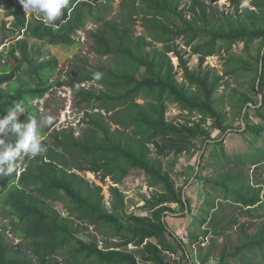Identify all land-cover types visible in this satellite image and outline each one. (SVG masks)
Returning <instances> with one entry per match:
<instances>
[{"label": "trees", "instance_id": "obj_1", "mask_svg": "<svg viewBox=\"0 0 264 264\" xmlns=\"http://www.w3.org/2000/svg\"><path fill=\"white\" fill-rule=\"evenodd\" d=\"M123 1L125 0H122L121 6L125 4ZM150 1L154 16H166V11L169 10L168 0ZM194 1L205 13L204 2ZM253 1L254 5L264 6V0ZM97 4H101L99 0H71L62 17L63 22L57 21L58 27L55 28L46 27L40 18L27 21L23 12L14 14L11 28L7 29L2 25L0 34L9 33L4 39L16 38L23 34L49 44H69L72 36L85 27L88 19L95 21L97 28L90 34L100 54L118 53L135 63L138 69L143 68L141 75L112 74L114 85L120 90L106 97L105 103H102L108 112L119 108L113 114V123L123 128H133L135 134L140 137L122 138L118 129L112 130L104 119L90 120L95 131L84 132L79 137H75L71 129L54 130L46 136L48 127L41 128L40 134L47 148L46 153L35 159L21 160L23 166L18 176L16 171L12 176L0 178V215L6 220L0 225V264H47L48 258L65 249L71 257L69 262L76 264H138L133 254L120 249L131 243L142 247L145 252L144 260L166 264L163 253L175 251L174 247L167 243L169 237H175L176 241L182 244L165 219V211L172 212V209L162 204L175 202L188 210L189 200L183 188L179 192L173 189L169 177L162 172L161 163L151 157L147 144H153L159 155L180 153L189 148L190 142L186 138H199L203 134L198 130L200 127L166 119L164 101L169 98L189 110H198L209 115L220 127L221 118L210 101L211 88L188 68L181 54L176 51L185 77L199 86L205 93V98L200 101L197 97L189 95L171 73L172 64L167 56V52L171 51L169 46L164 47V52L157 60L140 57L130 47L127 29L125 31L116 22L93 14ZM191 9L197 13L195 6ZM148 27L158 31L157 35L161 39L169 35L161 24H155L150 19ZM204 36L208 38L195 43ZM257 38L264 40V28L248 29L246 26H239L210 31L188 26L185 31V42L187 45L192 44V51L199 55L200 64L205 57L216 54L219 41L229 48L236 41L249 44ZM17 43L23 41L17 40ZM17 48L14 44L10 45L0 67V116L6 114L17 102H22L26 107V114L21 115L19 119L23 121L33 117L38 120L39 112L33 101L43 98L52 87L49 79L54 75L56 63L48 59L19 58L15 54ZM163 57H166V61ZM23 63L27 64L25 72L21 70ZM163 64L167 65L165 71ZM72 87L77 89L75 84H72ZM252 88L254 92L261 94V99L246 97L242 106L254 104L255 113L264 121V53L261 51L258 54V68ZM78 93L83 94L85 101L91 96L81 90H78ZM139 98L143 103L138 102ZM109 101L110 106L107 104ZM97 132L101 133L100 137ZM243 132L250 134L248 143L251 146V150L244 153L228 154L224 151L223 140H202L198 161L210 159V167H216L221 174L219 180L213 181L211 192L206 193L203 201V207L207 209L204 211L205 216L199 221L200 225L207 222L205 233L210 232L209 225L221 229L226 227L217 226L220 218L208 216L211 211H221L223 205L237 208L243 215L255 219L264 217L263 213L258 212L264 209V194L261 196V191L264 190V176L262 174L260 178L255 177L256 183L253 185L249 175L245 173L246 164L255 170L264 165V144H255L261 127L247 124ZM14 139V136L10 137V140ZM183 139L184 145H181ZM204 157L206 158L203 159ZM77 171L94 172L100 175L101 181L110 177L116 184L144 178L150 186H162L168 195L151 204L150 209H154L151 215L130 216L129 222L123 223L116 214L104 210L101 186L90 184ZM205 182L209 183L207 180ZM220 193L223 194V199L216 202ZM57 194H63L67 198L70 216L80 223L112 228L113 237H118L121 242L101 249L95 242L76 238L68 224L69 219L63 218L49 204ZM110 195L113 209H119L123 204L119 188L111 186ZM181 195L184 198H181ZM232 222L233 220L228 224L231 225ZM246 225L240 226L245 242L237 246L232 253L222 250L217 264H233L234 259L238 264H264V219L254 236L247 233ZM8 229L14 237L25 243L24 248H21L22 243L14 244L10 241L7 236ZM25 249L30 256L24 253Z\"/></svg>", "mask_w": 264, "mask_h": 264}, {"label": "rangeland", "instance_id": "obj_2", "mask_svg": "<svg viewBox=\"0 0 264 264\" xmlns=\"http://www.w3.org/2000/svg\"><path fill=\"white\" fill-rule=\"evenodd\" d=\"M99 1L101 4L96 5L93 14L103 17L107 21L116 22L125 31L127 29V39L131 43L130 47L133 52L148 60H157L164 52V47L169 46L171 51L167 52V56L172 64L171 73L188 94L197 97L200 101L205 98V93L199 89V86L185 77L184 69L178 63L176 51L181 54L188 68L206 81L208 88H211L210 101L221 118L220 127L209 115L198 110H189L173 98L165 99V117L168 121L200 127L198 130L203 134L199 138H186L190 142L189 148L180 153L159 155L153 144L149 143L147 147L151 152V157L161 163L162 172L169 177L173 189L179 192L183 188L186 196L190 197L192 194V198L195 199L194 206H190L188 210L175 202L162 204L172 209V212L165 211V219L175 236L182 241L181 244L176 241L175 237H169L167 243L172 245L175 251L173 253L164 252L163 260L166 264H217L222 250L232 253L237 246L245 242V237L240 232V226L247 224V233L254 236L264 217L255 219L252 216L243 215L237 208L223 205L221 211H211L208 216L220 218V223L217 226L224 225L226 227L221 229L209 225L210 232L205 233L207 222L200 225L199 221L205 216L207 209L203 207V201L206 193L211 192L213 181L219 180L221 174L216 167H210V159L199 162L198 156L202 151V140L206 138L223 140L224 151L228 154L250 151L251 146L248 143L250 134L243 132L247 124H256L261 127V133L255 144H264V121L255 113L254 104L248 102L249 104L242 106L246 97L261 99V94L258 91H253L252 81L256 78L259 51L264 53V40L257 38L249 44L244 41H236L229 48L219 41L216 54L205 57L200 64L199 55L192 51V44L187 45L185 42V31L188 26L210 31L227 30L230 27L239 26H246L248 29L264 28V6L263 4L261 6L254 5L253 0H200L206 6V11L203 13L194 0H168L169 10L166 11V16L159 17L153 15L150 0H125L123 1L125 4L122 6V0ZM192 6H195L197 13L192 11ZM22 12L27 21L40 18L36 14L27 16L19 0H0V28L4 25L5 28L10 29L14 14ZM149 19L155 24H161L169 35L161 39L157 35L158 31L148 27ZM96 28L97 23L88 19L85 27L72 36V41L69 44H49L23 34L16 38L4 39L3 37L8 36L9 33L0 34V67L3 65V59L11 44L18 47L15 54L19 58L48 59L56 63L54 75L49 79V83L53 84L52 87L43 98L33 101L39 112L38 120L47 115L55 118L54 124L48 127L46 136L54 130L71 129L74 136L79 137L84 132L95 131L90 120L104 119L112 130L118 129L122 138L140 137L135 134L133 128L127 129L113 123V114L119 108L108 112L102 103H105L106 97L112 96L120 90L114 85L112 74L141 75L144 72L143 68L138 69L135 63H131L128 58L118 53L100 54L90 34ZM159 32H162V28ZM203 38L195 43L202 42L208 37L204 36ZM17 40H21L23 43H17ZM24 45L25 49H23ZM164 60L166 61V57ZM26 67L27 64L23 63L21 70L25 72ZM166 67L167 65L163 64V71ZM95 73L102 74L99 81L94 80ZM72 84L76 85V90ZM78 90L90 93V98L85 101L83 94L78 93ZM138 102L143 103V100L139 98ZM107 104L110 106L111 102L109 101ZM97 133L100 137L101 133ZM184 141L185 139L180 144L184 145ZM22 166V162L19 161L17 176L20 174ZM77 172L90 184L101 186L104 210L116 214L123 223L129 222L130 216L151 215L154 210L150 209L151 204L162 196L168 195L162 186H150L144 178L130 179L116 184L110 177L101 181L100 175L91 171ZM196 173L197 175H195ZM245 173L249 175L251 184L255 185V177L262 174L264 176V165L255 170L246 164ZM206 180L209 181L208 184H206ZM111 186L119 188L123 196V204L117 210L112 207ZM263 194L264 190L261 191V196ZM222 199L223 194L220 193L215 201L218 202ZM49 204L63 218L69 219L68 224L76 238L86 242H95L101 249L115 246L121 242L118 237H113L112 228L80 223L70 216L68 200L63 194H57L54 200L49 201ZM258 212L264 214V209H260ZM231 220L233 222L229 225L228 222ZM5 221L0 215V225ZM7 236L14 244L22 243L21 248H24L25 243L14 237L10 229L7 230ZM120 249L133 254L138 264H156L144 260L145 252L141 246L131 243L120 247ZM24 253L30 256L26 249ZM69 260H71L70 254L65 249L48 258L47 264H76ZM85 260L89 262V260ZM232 263L238 264L235 259L232 260Z\"/></svg>", "mask_w": 264, "mask_h": 264}, {"label": "clouds", "instance_id": "obj_3", "mask_svg": "<svg viewBox=\"0 0 264 264\" xmlns=\"http://www.w3.org/2000/svg\"><path fill=\"white\" fill-rule=\"evenodd\" d=\"M71 0H19L26 15L36 14L46 27H58L57 21L63 22L65 9ZM94 80L102 78L101 73H95ZM26 114L24 103L17 102L6 114L0 116V178L12 176L17 171L19 161L28 158L35 159L46 153L47 148L41 136L42 127H50L55 118L44 116L41 120L29 117L21 121L19 117ZM14 136V140L9 137Z\"/></svg>", "mask_w": 264, "mask_h": 264}, {"label": "crops", "instance_id": "obj_4", "mask_svg": "<svg viewBox=\"0 0 264 264\" xmlns=\"http://www.w3.org/2000/svg\"><path fill=\"white\" fill-rule=\"evenodd\" d=\"M194 188H195V185L193 186L192 189L194 190ZM187 198H188V200H189V199H192V200H193V201L189 200V203H190L189 205H190V206H194V204H195V201H194V200H195V199L192 198V194H190V197L187 196Z\"/></svg>", "mask_w": 264, "mask_h": 264}]
</instances>
